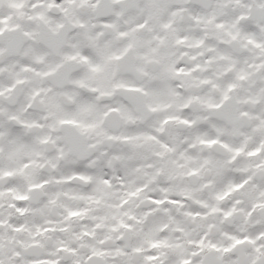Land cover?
Returning a JSON list of instances; mask_svg holds the SVG:
<instances>
[{
  "label": "clouds",
  "instance_id": "clouds-1",
  "mask_svg": "<svg viewBox=\"0 0 264 264\" xmlns=\"http://www.w3.org/2000/svg\"><path fill=\"white\" fill-rule=\"evenodd\" d=\"M0 264H264V0H0Z\"/></svg>",
  "mask_w": 264,
  "mask_h": 264
}]
</instances>
